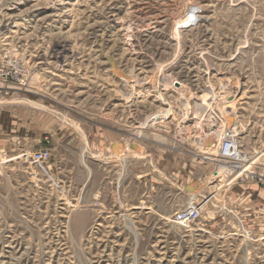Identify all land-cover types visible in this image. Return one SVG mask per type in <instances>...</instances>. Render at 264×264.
I'll list each match as a JSON object with an SVG mask.
<instances>
[{
	"label": "rangeland",
	"instance_id": "rangeland-1",
	"mask_svg": "<svg viewBox=\"0 0 264 264\" xmlns=\"http://www.w3.org/2000/svg\"><path fill=\"white\" fill-rule=\"evenodd\" d=\"M260 175L264 0H0V264H264Z\"/></svg>",
	"mask_w": 264,
	"mask_h": 264
},
{
	"label": "bare ground",
	"instance_id": "bare-ground-1",
	"mask_svg": "<svg viewBox=\"0 0 264 264\" xmlns=\"http://www.w3.org/2000/svg\"><path fill=\"white\" fill-rule=\"evenodd\" d=\"M155 93H156V91H155ZM156 97H158V95ZM161 119H157V120H161ZM212 128H214V129H212ZM211 129L213 131H217V130L219 131V129H218L217 125H216V120L214 118H211V117L209 119H207V121L205 123H203V125H201V123H198L193 128V132H192L193 140L195 142L198 140L199 144L202 143V148H201L202 151L201 152L205 151V149L207 150L209 148H212V146L214 145V139L213 138L209 137L210 140H211L210 141V140H208L209 139L208 137H204V134L207 133V132H210ZM213 131L211 132V135L213 134ZM216 133H219V132H216ZM224 133H225V131L224 132L221 131V136L218 137L217 140H215L217 142H215V144H216L215 151H214V148L212 149L213 150V154H214L212 156V158L206 157V155L205 156L203 155L202 158L204 160H209L210 162H215V163L220 164V165H225L226 167H234L237 164L236 162L245 163V161L248 160V159L241 157V152H240L241 146H240V142L238 140L237 141H238L239 147L235 149V151L238 152V156L234 157L233 161L226 160L225 158H222V159L218 158V150L220 148V141H221V138L224 135ZM204 138H206V139H204ZM216 149H217V154H215L216 153ZM32 161L35 163V166L38 167L37 163L33 160V158H32ZM185 222H187V220H179L178 221V223H180V224H184Z\"/></svg>",
	"mask_w": 264,
	"mask_h": 264
},
{
	"label": "built area",
	"instance_id": "built-area-1",
	"mask_svg": "<svg viewBox=\"0 0 264 264\" xmlns=\"http://www.w3.org/2000/svg\"><path fill=\"white\" fill-rule=\"evenodd\" d=\"M237 137L234 131L226 130L220 141V148L218 150V158H225L226 160L233 161L234 157L238 156V152L235 151L239 147ZM31 157L37 163V169L44 175H48V168L46 166V158L43 152L38 151L32 153ZM259 181H264V175L259 176ZM198 216V210L196 208H190L187 211L177 215V220L192 221Z\"/></svg>",
	"mask_w": 264,
	"mask_h": 264
},
{
	"label": "water",
	"instance_id": "water-1",
	"mask_svg": "<svg viewBox=\"0 0 264 264\" xmlns=\"http://www.w3.org/2000/svg\"><path fill=\"white\" fill-rule=\"evenodd\" d=\"M112 65H113V63H112ZM114 73H115L117 76H120V75H118V71H117V70L114 71Z\"/></svg>",
	"mask_w": 264,
	"mask_h": 264
}]
</instances>
